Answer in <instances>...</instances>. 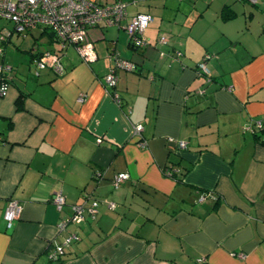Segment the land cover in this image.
Returning <instances> with one entry per match:
<instances>
[{"label": "crops", "instance_id": "crops-1", "mask_svg": "<svg viewBox=\"0 0 264 264\" xmlns=\"http://www.w3.org/2000/svg\"><path fill=\"white\" fill-rule=\"evenodd\" d=\"M90 1L128 3L119 25L89 30L91 63L69 48L61 76L38 70L37 52L59 50L38 29L44 47L0 48V264H51L57 246L61 264H264V0ZM139 13L152 22L132 48Z\"/></svg>", "mask_w": 264, "mask_h": 264}, {"label": "built area", "instance_id": "built-area-1", "mask_svg": "<svg viewBox=\"0 0 264 264\" xmlns=\"http://www.w3.org/2000/svg\"><path fill=\"white\" fill-rule=\"evenodd\" d=\"M128 3L115 2L108 5H97L90 0H0V18L13 24V31L19 35L27 34L38 29L45 34L52 35L54 43L59 50L45 51L40 57L33 60V64L38 70H50L55 76L63 74L62 60L66 51L73 48L86 63H91L96 59L93 43L89 37V30L97 27H112L120 24L127 17ZM152 22L148 14H137L132 17L125 27L130 42L138 48L145 45L143 33ZM7 35L6 37H9ZM162 42L166 43L165 39ZM118 65L124 68H131L127 62H119ZM197 71L204 76L210 77V72L205 62H200L196 67ZM8 71L10 68H4ZM106 84L114 87L115 78L113 71L105 77ZM7 91L6 85L0 86V96H4ZM83 99V94L79 97ZM117 100V96L114 97ZM143 131L142 125L134 127V136L138 138V146L144 147L145 142L139 140ZM180 149H185V143H179ZM129 180L127 173L116 174L112 185L115 189L122 183ZM53 204L60 211L65 204L64 196L61 192L54 194ZM97 207V202L92 203V210ZM83 206L74 207L70 222L79 224L83 220ZM21 212L20 206L16 202H11L5 209L4 219L7 227L10 228L12 222ZM64 225V224H63ZM76 240L75 236H69L65 244H70ZM64 254L62 246L55 247L50 253V262L58 261Z\"/></svg>", "mask_w": 264, "mask_h": 264}, {"label": "rangeland", "instance_id": "rangeland-1", "mask_svg": "<svg viewBox=\"0 0 264 264\" xmlns=\"http://www.w3.org/2000/svg\"><path fill=\"white\" fill-rule=\"evenodd\" d=\"M12 30H13V24L11 22L5 20V19L0 18V37H2L1 35H3V34H4V36L11 35L10 32H12ZM37 36H39V31L37 29L35 31H32V34L30 33V36L26 37L24 40L22 37L18 36L16 33H13L12 38H11V39H13L12 42L8 43L6 46H4L3 44L2 45L0 44V48L2 50H8V52L10 54H12V53L19 52L18 48L21 46L23 49H25L27 51L30 48H32L35 45V43H38L40 47H44L45 46L44 44L46 42L45 37L44 36L40 37L42 39V40H40V38H37ZM35 39H37V40H35ZM1 56L2 55L0 54V62H1ZM31 67H32V69L35 68L34 65H32Z\"/></svg>", "mask_w": 264, "mask_h": 264}, {"label": "trees", "instance_id": "trees-1", "mask_svg": "<svg viewBox=\"0 0 264 264\" xmlns=\"http://www.w3.org/2000/svg\"><path fill=\"white\" fill-rule=\"evenodd\" d=\"M43 33H44V32H43ZM47 35H48L49 38H50V39H49V42L52 44V43L54 42L52 35L49 34V33H47ZM129 44H130V47H132V48H136L131 42H129ZM55 51H56V50H54V52H55ZM34 56H35L34 59L37 58V57H40V56H41V53H40V52H37ZM34 59H33V60H34ZM202 62H204V61H202ZM130 66H131V68H129V70H131V69L133 68V64H130ZM5 67H7V66H4V67L2 68V72L0 73V83L2 82L1 79H3V78H2V77H3V74H4V73H7V72H11V70H12V69L10 68L8 71H6V70L4 69ZM115 69H116V66H114V68L111 69L110 72H111V71H114V72H113V76H114V78H115V83H116V75H115V71H116V70H115ZM3 71H4V73H3ZM110 72H109V73H110ZM109 73H108V74H109ZM108 74H107V75H108ZM107 75H105V77H106ZM105 82H106V81H105ZM106 86H107L109 89H112V90H114V87H115V85H114V87H109L108 84H106ZM112 93H113V96H114V97H115V95L118 97L117 100H120V99H121L119 95H117L116 93H114V91H113ZM119 102H120V101H119ZM17 104H18V105L20 104V101H19V100L17 101ZM260 131H261V132L264 131V125L261 126V128L259 129V132H260ZM256 136L259 137V133H258V132L256 133ZM262 141H263V140H262ZM62 262H63V256H62L61 258H59L58 261H56V262H54V263H52V262H50V263H51V264H61Z\"/></svg>", "mask_w": 264, "mask_h": 264}, {"label": "bare ground", "instance_id": "bare-ground-1", "mask_svg": "<svg viewBox=\"0 0 264 264\" xmlns=\"http://www.w3.org/2000/svg\"><path fill=\"white\" fill-rule=\"evenodd\" d=\"M19 35V34H18ZM24 35H26V34H24ZM139 125H141V124H139ZM137 126V125H136ZM141 135H142V133H141ZM133 136H134V134H133ZM135 137V136H134ZM137 145H138V141H137ZM119 174V173H118ZM70 222V221H69Z\"/></svg>", "mask_w": 264, "mask_h": 264}]
</instances>
